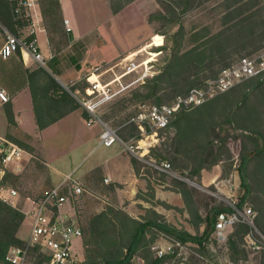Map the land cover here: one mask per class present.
Returning <instances> with one entry per match:
<instances>
[{
	"label": "rangeland",
	"instance_id": "rangeland-1",
	"mask_svg": "<svg viewBox=\"0 0 264 264\" xmlns=\"http://www.w3.org/2000/svg\"><path fill=\"white\" fill-rule=\"evenodd\" d=\"M118 1L124 3L126 0H73L72 3H65V11L80 32H91L90 39L95 41L98 47L94 49V61L87 63L88 69L75 82L76 85L83 86L85 82L89 86L87 74L95 73L97 76L103 74L102 78L109 81L118 76L119 78L124 76L130 72L133 65L140 66L110 87L112 96L109 100L100 101L96 94L92 96L94 103L99 101L96 109L99 117L112 115L109 126L117 129L120 136L129 141L133 140L132 136L136 134L134 125L129 122L137 115L139 106L143 105L142 102L157 103L156 97H160L163 98V103L171 104L176 96L187 92L190 85L204 87V84L215 79L227 66L237 63L244 57H257L264 50L263 34L260 40H257L255 44L251 41V46L244 50L232 47L226 52L212 53V38L226 28L224 17L228 12L227 0H134L121 11L118 17L113 18L109 8L111 3ZM53 2L55 0H39L43 29V34L38 35L40 44H45V35H48L51 42L57 43L54 53L60 52L66 59L71 56L80 58L83 50L76 46H69L65 18L60 15ZM246 2L248 4L245 6L244 16L254 11L260 15L264 14V0H246ZM257 18L260 20L259 15ZM17 20L26 24L18 29V33L26 34L31 26L30 21ZM181 26L185 31L182 53L193 49L197 53H204V62L201 65L194 63L192 65L194 67L187 63L181 74L164 77L156 97L145 100L135 97L136 94L147 95L149 88L157 85L154 79L164 74L172 61L176 43L174 34L180 30ZM263 31L264 23L261 24L260 32ZM5 41L6 35L0 25V50ZM159 47H163L161 52L155 50ZM117 49L124 51L115 53ZM68 60L65 61L67 64ZM191 60H196V57ZM33 67L46 71L49 69L40 67L35 62ZM38 80L40 84L44 83L41 76ZM258 82L260 81L243 82L226 94L216 96L208 101L206 106L204 105V109H208L204 113L200 110L201 107L188 113L192 114L196 121L188 124L187 128L184 121L179 126L173 124L166 132L159 133V141L153 149L154 153L162 154L164 159L161 162L172 165L174 176L164 175L152 166H146L145 171L170 185V187L165 186L164 190L160 188L164 194L169 193L167 190H174L171 205L166 206L169 207V212L164 211L163 215L159 216L161 222L193 236H200L206 227L205 224L200 225V220H204L208 213L218 206L226 208L228 202L232 200L241 204L242 208H252L256 213L255 227L248 226L249 235L237 236V228L231 229L228 241L220 245L214 239L212 232L205 247L200 248L193 243L186 244L184 254L177 257L183 258L179 264H264V232L258 225V222H261L260 206L264 204L263 192L259 190L263 177L261 166L264 163V154L259 157L258 153H253L250 156L246 170L249 175L248 182L252 184L254 190L249 196H246L240 174L242 158L256 151L258 143L264 145L260 136V134L264 135V80L261 81L262 84ZM65 90L70 92L67 88ZM78 91L83 95L84 91ZM73 94L76 96V92ZM246 94L248 99L247 105L244 106L241 102ZM242 106L244 107L240 109ZM233 110L236 114L240 113V119L236 117L233 121L232 117L229 120ZM128 118H130L129 121H127ZM74 126V121L69 120L62 124L61 129ZM189 126L193 128L190 136ZM69 131L74 132L72 129ZM182 131H185L189 137L183 138ZM16 135L21 141L31 143L26 136ZM35 145L37 152L40 153L41 144L36 141ZM149 157L151 163L158 161L154 154H149ZM200 164L206 167L201 172V176L202 173L204 176L195 178L192 172ZM40 166H43L41 156L37 160L29 157L26 163L24 161V166L19 173L22 179L14 189L9 188L17 191L15 208L23 213L29 210L25 208L27 204L25 196L38 199L43 192L46 193L51 188L47 185L46 171ZM79 181L84 193L82 199L76 202L80 206L77 217L85 233V242L91 241L90 245L84 247V253L94 259L95 264L111 259L110 255L108 256L104 251L100 255H98L100 251L89 252L97 248L96 243L102 244V239L91 236L89 233L91 222L99 213L106 210L112 221L108 226L111 231L108 240L110 243L116 242V244L111 243V251H114L129 241L132 222L126 217L132 220L148 221L151 218L146 213L147 210L143 209L144 204L152 207L159 206L160 210L161 205L163 206L161 202L156 201L155 189L150 183L146 186L144 183V191L136 197L137 201L144 204H139L132 199L135 201L133 204L132 200L122 193L116 198L112 191L105 189L101 183L87 182L82 179ZM179 182L186 184L184 189L188 191V195L183 193L184 190L178 185ZM107 194L106 199L103 195ZM69 204L75 208L73 199ZM108 207L112 211L107 210ZM182 207L183 209H180ZM24 228L28 230V222ZM146 239L149 242L154 239L159 241L156 230L149 229ZM231 240L235 243V248H232ZM251 241L258 243L261 246L260 249H254ZM139 251L133 257L135 264H150L152 254L149 250L142 246ZM144 256L147 258L146 262L143 259Z\"/></svg>",
	"mask_w": 264,
	"mask_h": 264
},
{
	"label": "built area",
	"instance_id": "built-area-1",
	"mask_svg": "<svg viewBox=\"0 0 264 264\" xmlns=\"http://www.w3.org/2000/svg\"><path fill=\"white\" fill-rule=\"evenodd\" d=\"M11 1L16 5L15 15L17 19L30 21L31 26L26 34L18 35L0 23L6 35V41L0 50V58L8 60L20 53L24 62L32 59L40 67L47 68L48 61L52 57L48 59L44 56L39 46L38 35L43 32L39 0ZM65 25L67 31L71 32L67 20H65ZM139 67L133 65V68L129 70L130 72L126 74L133 73ZM92 75L87 78L89 86L83 95L76 91V98L82 107L92 115V118L87 121V125L90 127L99 123L103 126L99 140L101 146L112 147L119 144L129 154L141 158L144 153L150 154L159 141V133L170 127L175 114L180 110L190 111L243 82L257 77L264 78V50L257 57L241 58L237 63L223 69L218 78L208 81L204 88L192 89L185 96L177 97L171 104H143L139 106L137 115L129 123L136 126L140 139L128 142L121 139L117 129L111 128L102 121L96 112L99 101L96 103L92 101V96L95 94L100 98V101L109 100L112 96L110 87L119 77H116L112 82H103L100 78L101 75H98L97 82H91ZM0 101L3 104L10 102L9 94L1 87ZM27 154L17 144L7 139H0L1 175H4L5 170L19 174ZM152 165L158 171L174 176L169 163L152 162ZM83 193L79 178L71 173L60 184L46 192L42 199L27 198L26 201L30 205V209L24 211L26 222H28L25 244L22 247L9 249L5 257L6 264H84L83 228L77 217L80 206L76 203L82 199ZM8 194V196H4L1 192L0 199L16 207L13 198L17 197V191L11 189ZM72 199L75 208L69 204ZM226 208L227 211L218 214L213 230L214 239L220 245L228 241L229 231L236 225L245 224L249 227H255L256 213L252 208H242L234 200L228 202ZM251 246L258 250L261 247L255 241H251ZM185 249L186 246L183 243L165 233L159 234V241L152 247V251L158 258L169 255L177 258L184 254ZM132 264H135L134 258Z\"/></svg>",
	"mask_w": 264,
	"mask_h": 264
},
{
	"label": "trees",
	"instance_id": "trees-1",
	"mask_svg": "<svg viewBox=\"0 0 264 264\" xmlns=\"http://www.w3.org/2000/svg\"><path fill=\"white\" fill-rule=\"evenodd\" d=\"M133 1L134 0H126L124 3H121L120 1L111 3V10L113 14L116 15L120 13L125 7H127ZM227 1L229 2L227 4L228 12L225 14V17H224V23L226 25V28L225 30L216 34L212 38L211 40L213 42V45L211 46L212 53L226 52L227 49H230L232 47L238 50H244L247 47L251 46V43H250L251 41L254 42L255 44V42H257V40H260L264 34V31L260 32L261 24L264 23V14L260 15L258 12L254 11V13L244 16L245 6L248 4L246 0H227ZM53 5L57 8V11L60 13V15H62V9H61V4L59 0H55V2H53ZM15 9H16V5L11 0H0V21L2 22L4 26L8 27L11 31L19 35L18 29L23 28L26 24L23 21L17 20V18L15 17ZM258 15L260 16V20H258L257 18ZM179 29L180 30L174 34L176 43L173 48V59L168 64L164 74H161L160 76H157L154 79L156 80L157 85L149 88V92L147 93V95L141 96L139 94L138 95L136 94L135 97L141 98L144 100L149 99L151 97H156L157 92L159 91V85L160 83H163L164 77L166 76L172 77L173 75L181 74L185 70V65L187 63H189L192 66L194 63H196V65H201L204 62L203 61L204 53H201V52L197 53V51L194 49L187 51L186 53H182L183 52V37H184L185 31L182 26ZM155 50L157 52H161L163 50V47L156 48ZM193 57H196V60H191ZM48 66L49 67L52 66V63H49ZM228 67L229 66H227L226 68ZM39 76L42 77L44 81L43 84L39 83V80H38ZM218 76L216 78H218ZM28 80H29V87L31 89L33 102H34L36 123L40 131H42L43 129H46L50 125L61 120L62 118L72 113L73 111L82 108L79 102L76 100V98H74L72 93H75L78 90L85 92L86 88L88 87V85L85 82H83V86L79 84L70 85L69 86L70 92H69L65 90L57 82V80L49 72H47L44 69H37L29 73ZM251 80H258L260 81L258 83L262 84L261 81H263L264 78L257 77ZM90 81L93 82L92 77ZM205 86L206 84H204V87ZM204 87H194V85H190V88L188 89V91L179 96H185L192 89L204 88ZM226 93L227 92L220 94L218 96L224 95ZM179 96H176L173 99V102ZM247 99L248 98L246 94L241 102L244 106L247 105ZM156 102L157 103H153V104H157V105L167 104V103H163V98H160V97L159 98L156 97ZM8 103H5L7 117L9 121V134L7 136V139L17 144L22 149H24L27 153H29L32 156L31 158L37 160L38 158H40L39 152H37V150L30 143L23 142L18 137H16L17 136L16 134H18L17 133L18 125L15 120L12 107ZM141 104H147V103L142 102ZM204 105L206 106V103L202 105L203 107L200 106L201 107L200 110L203 113L208 111V109H204L205 107ZM244 106H242L240 109H242ZM200 107L193 108L190 111H186L184 109L180 110L178 113L175 114V117L173 118L170 124V127L166 130H162L161 132H166L167 130L171 128L173 124H177L179 126V124L184 121L186 122L185 127L187 128L188 124L196 121L195 119H193L194 116L188 113ZM235 112L236 111L234 110L231 112V117L229 118V120H231L232 117H233V121L236 120L235 119L236 117L240 119V113L238 112L236 114ZM84 116L85 118H88V115L86 114V112L84 113ZM112 118L113 116L109 114V115L102 117L101 119L105 124L109 126V121ZM129 120L130 118H128L127 121ZM134 127L136 130V134L132 136V139L138 140L140 139V134L136 126ZM188 129H191V132L189 133V136H190V134L193 132V128L189 126ZM181 135L185 139L186 137H189L188 134H185V131H182ZM260 136L262 137V140L264 141V135L262 136L260 134ZM120 137L125 142L129 141L127 139H124L122 136ZM193 139H195V137ZM256 147H258L256 151H252L248 153L246 156L242 158V162H241L240 174H241L243 186L246 190V196H249V194H251L254 190L253 189L254 187L252 186V184L248 182L249 175L247 174V170H246L248 162L251 159L250 156L253 153L254 154L258 153L259 157L264 154V145H262L261 143H258ZM153 149L151 150L150 155L154 154L156 158L158 159V161L161 163V160L164 159L162 158V154H155ZM134 163L136 164V161H134ZM37 165H39L38 162H37ZM1 167L2 166L0 165V169H2ZM40 167L41 169L46 171V175H47L48 172L44 164L43 166H40ZM261 168L263 171V177L261 178L262 180L260 182L261 184L259 185L260 186L259 190L263 192L262 195L264 196V163L262 164ZM136 169L138 172L139 168L137 167ZM205 169L206 167L204 166V164L202 165L200 164L192 172V175L195 178H201L202 177L201 172ZM93 175L96 177L98 176L101 177L99 170H96ZM21 179H22V175L15 174L11 171L5 170L4 175L0 179V186L2 188H13L14 189L16 184L19 183ZM47 185L51 188L54 187V186H50L48 179H47ZM178 185H180V187H182V189L184 190L183 193H185V195L186 194L188 195V191L184 189L186 188V184L184 182H179ZM45 194L46 193L43 192V194H41L42 195L41 197H39L38 199H34V200L42 199ZM25 197L31 198L28 195ZM188 205L190 206L191 204L189 203ZM240 206L242 205L240 204ZM260 207H261L260 208L261 222L259 221L258 225L260 229L264 232V204H262ZM109 209L110 207H108L107 210ZM227 210L228 209L223 206H218L212 212L208 213V215L206 216L204 220H200V225L205 224L206 226L204 233L200 236L198 235L193 236L185 231L174 228L165 222H161L159 220V216L153 210H147L146 212L147 214L150 215V218H151V219H148V221L132 220L129 217H126L127 220L132 222V229L130 230L131 235H130L129 241L128 243L122 245L120 248H117L114 251H111V243L116 244V242L110 243V241L108 240L111 234V231L108 229V226L112 223V221L109 218L107 211L104 210L101 213H99L93 219V221L91 220L92 221L91 226L89 227L90 235L102 239V244L99 245L96 243V245H98L97 248L93 250H89V252L91 251L92 253H96L100 251L98 254L100 255L101 252L104 251L108 256L110 255L109 257L111 259L104 260L103 262L97 263V264H132L133 257L137 255L138 252H140L139 250L143 246L145 249L147 248L149 250L150 254H152V257H150L151 259L150 264H166V263L179 264L180 260L183 259L182 257L174 258L175 256L169 255L164 258H158L155 255V253L152 251V247L154 246L157 240L155 241L154 239L155 242L153 240H151L152 242L146 241L147 240L146 237H147L149 229L151 230L155 229L156 235L158 234V236L160 233H165L169 235L170 237H173L174 239L180 241L184 245L188 243H193V244H196L197 246H200V248H202V247H205L204 245L209 241L210 235L212 234L214 230V225L217 220L218 214L221 212H225ZM109 211H112V210L110 209ZM25 222H26V216L21 210H19L18 208H15L11 204L6 203L0 199V264H6L5 257L11 247L24 246L26 238L24 239L21 237V230L23 229V225ZM236 228H237L236 230L237 236L239 235L246 236V235H249L250 233V228L245 224L236 225L233 229H236ZM84 237H85V233L83 230V244H84V247H86L88 246L89 243H91V241L85 242ZM230 243H231L232 248H235V245H234L235 243L233 242V240H231ZM124 251L126 252L124 253ZM145 253L148 254L147 252ZM143 259L146 262L147 258L145 256L143 257ZM84 264H95V261L90 256H86V253H85Z\"/></svg>",
	"mask_w": 264,
	"mask_h": 264
},
{
	"label": "crops",
	"instance_id": "crops-1",
	"mask_svg": "<svg viewBox=\"0 0 264 264\" xmlns=\"http://www.w3.org/2000/svg\"><path fill=\"white\" fill-rule=\"evenodd\" d=\"M72 1L73 0H59L62 15L65 20L69 22L71 28V32L67 34L70 42L69 46H76L80 48V50H83L82 56H80V58L74 56L68 57L67 59H69L68 61L70 64H67L65 62L67 59L62 56V53H54V50H56L54 47L57 46V43L51 42L48 35H45V44L42 45L38 37L39 46L44 56L48 59L52 57V59L48 61V64L52 63V66L49 67L47 64V68H49L47 72H49L64 89H69L70 85L76 84L75 82L83 76L84 72L88 69L87 63L94 61V49L98 48L95 41H91L90 39L92 36L90 34L91 32H80L74 25L72 18L66 14L65 3H72ZM109 9L110 15L113 18L118 17L121 13L115 15L111 7ZM39 34H43V32ZM122 51L124 50L117 49L115 53H120ZM32 63L34 64L32 59H28L24 62L21 54H16L8 60L0 58V87L10 96V102L8 104L12 107L18 125L17 133L31 140L30 144L35 149H37L35 145L36 141L41 144L39 154L47 169V179L49 180L50 186H57L66 176L74 173L77 178L83 181L101 183L105 189L111 190L116 198L122 193L128 199L137 201V195L143 192L144 187L150 183L152 188L155 189L156 201L163 204V206L161 205V210L159 206H147L141 201H137V203H143L144 210L152 208L158 216L163 215L164 211L169 212V207L166 206L171 205L174 190H167L169 193L164 194V191H160V188L164 190L165 186L170 187V185L156 179L155 175H150L145 171L146 166L154 167L151 161L149 162V154L144 153L143 157L138 158L126 152L119 144H115L112 147L101 146L99 140L103 132V126L99 123H95L90 127L87 125V121L92 118V115L82 107L76 96L73 95L81 105V109L73 111L42 131L38 129L33 97L28 80L29 73L35 71L38 67L34 68ZM92 74H87L86 76L89 77ZM102 77L103 74L100 77L103 82H112L114 80L105 81ZM118 79L119 78L116 79L115 83L120 82ZM121 79H124V77ZM85 112L88 118H85ZM69 120H73L75 126L64 127L62 130V124ZM70 129L74 130V132H70ZM8 134L9 121L6 112V104L0 101V139H7ZM29 157L31 158L32 156L28 153L24 159L25 163ZM134 161H136V164ZM137 167L139 168L138 172L136 169ZM154 169L157 170L155 167ZM1 170L2 169H0V179L2 177ZM96 170L100 171L101 177L93 175ZM202 176H204L203 173ZM106 180H109V182H106ZM9 190L11 189L2 188L0 186V193L2 192L4 196L9 195ZM107 196L108 194L103 195L106 199ZM13 200L17 202L16 198H13ZM133 200L132 203L135 204ZM25 208L30 209L28 203L25 205ZM180 209H183V207ZM26 223L27 222L24 223L23 229L21 230V237L24 239L27 237L28 233V230L26 231L24 228Z\"/></svg>",
	"mask_w": 264,
	"mask_h": 264
},
{
	"label": "bare ground",
	"instance_id": "bare-ground-1",
	"mask_svg": "<svg viewBox=\"0 0 264 264\" xmlns=\"http://www.w3.org/2000/svg\"><path fill=\"white\" fill-rule=\"evenodd\" d=\"M26 57H27V56H26ZM92 79H93V82H97V80H98V76L95 74V75H93Z\"/></svg>",
	"mask_w": 264,
	"mask_h": 264
}]
</instances>
